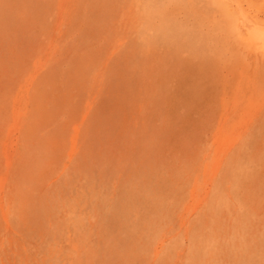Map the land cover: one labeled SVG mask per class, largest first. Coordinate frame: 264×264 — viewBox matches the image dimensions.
<instances>
[{
  "label": "rangeland",
  "instance_id": "374dc122",
  "mask_svg": "<svg viewBox=\"0 0 264 264\" xmlns=\"http://www.w3.org/2000/svg\"><path fill=\"white\" fill-rule=\"evenodd\" d=\"M257 28L264 0H0V264H264Z\"/></svg>",
  "mask_w": 264,
  "mask_h": 264
},
{
  "label": "bare ground",
  "instance_id": "6f19581e",
  "mask_svg": "<svg viewBox=\"0 0 264 264\" xmlns=\"http://www.w3.org/2000/svg\"><path fill=\"white\" fill-rule=\"evenodd\" d=\"M229 1V0H228ZM232 1V0H231ZM237 1V0H236ZM239 1V0H238ZM205 2V1H204ZM253 2V1H252ZM232 3V2H231ZM236 3V5H237V2H235ZM238 4L240 5V3L238 2ZM192 6V5H191ZM196 7V6H195ZM239 7V6H238ZM248 16V15H247ZM249 20V19H248ZM252 20V19H251ZM254 21V20H253ZM249 22V21H248ZM258 22H260V21H258ZM256 27H258V26H256ZM255 27V28H256ZM254 30V29H253ZM246 31H247V29H246ZM250 31V30H249ZM253 37L256 39V40H259L260 42H262L263 44H264V29H259V28H257L256 30H255V32L253 33ZM248 40V39H247ZM252 41H254V40H252ZM251 41V42H252ZM249 44H250V42H249ZM255 44V43H254ZM257 44V43H256ZM251 45H252V43H251ZM254 48V47H253ZM95 55V54H94ZM95 63V62H94ZM89 92V91H88Z\"/></svg>",
  "mask_w": 264,
  "mask_h": 264
}]
</instances>
